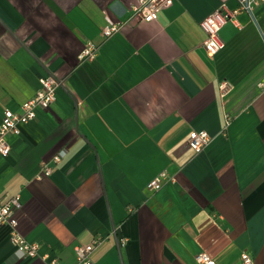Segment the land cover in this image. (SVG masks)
Masks as SVG:
<instances>
[{"label":"crops","instance_id":"0c3cea01","mask_svg":"<svg viewBox=\"0 0 264 264\" xmlns=\"http://www.w3.org/2000/svg\"><path fill=\"white\" fill-rule=\"evenodd\" d=\"M137 1L0 0L14 32L0 21V120L48 72L65 86L0 155V197L20 194L18 231L39 243L22 258L0 226V264H44L47 253L71 264L98 236L94 264H200V252L241 264L243 251L264 264V1L222 26L213 56L200 22L237 0H173L150 21L132 15ZM90 40L98 55L80 63ZM191 130L212 136L201 152ZM162 170L175 179L148 188Z\"/></svg>","mask_w":264,"mask_h":264},{"label":"built area","instance_id":"2783aa9c","mask_svg":"<svg viewBox=\"0 0 264 264\" xmlns=\"http://www.w3.org/2000/svg\"><path fill=\"white\" fill-rule=\"evenodd\" d=\"M264 0H237L234 7H228L225 2L219 4L211 10L200 22L205 32L203 46L207 53L211 56L215 55L222 48L224 42L219 36L222 26L232 21L239 24L237 16L241 12H249L253 15V8ZM173 0H138L131 7L133 16L140 17L143 20L150 21L158 17V11L165 6H169ZM122 20L109 21L103 27V34L108 37L118 32L123 26ZM264 39V29L261 30ZM98 55V45L94 41H88L78 53L79 62L94 60ZM262 85L264 82L261 83ZM58 80L50 74L43 75L39 78V88L36 93L23 101L18 108L12 109L6 107L2 111L0 120V155L6 156L11 151V145L8 137L12 134H20L22 126L33 120L37 115V109H49L57 99ZM227 81L220 83L222 89L226 88ZM225 93V92H224ZM212 136L206 130H191L188 138V145L195 151L201 152L211 141ZM64 155V150L53 156L48 161L42 163L40 171L35 178H41L43 175H49L53 171V167L58 164ZM174 176L168 171H160L152 178L147 187L151 189H159L163 183L168 180H174ZM22 205L20 194H16L7 200L0 197V226H8L10 228L11 241L16 245L17 252L22 258H35L39 256V243L23 236L18 231L17 211ZM102 236L94 238L89 243L78 244L74 247V261L71 264H94L91 253L94 248L101 243ZM44 264H66L59 258L50 254H43ZM241 264H256L252 254L243 251L240 254ZM196 260L200 264H217L216 260L206 252H200L196 255Z\"/></svg>","mask_w":264,"mask_h":264},{"label":"water","instance_id":"95a60500","mask_svg":"<svg viewBox=\"0 0 264 264\" xmlns=\"http://www.w3.org/2000/svg\"><path fill=\"white\" fill-rule=\"evenodd\" d=\"M0 21H1V23H3L4 25H5V27L7 28V30L8 31H10L12 34L14 33L12 30H11V28L0 18ZM20 41V40H19ZM20 43L22 44V46H24L29 52H30V54L36 59V60H38V58L30 51V49L25 45V43L24 42H21L20 41ZM50 75H53L57 80H58V82H59V85L61 86V87H63V88H65V86H64V84L60 81V79L59 78H57L54 74H52L51 72H48ZM74 99V101H75V105L77 106V99L74 97L73 98ZM100 173H101V176H102V172L100 171ZM111 224H112V228L114 229V237H115V240H116V242H117V244H118V246H119V241H118V235H117V232L115 231V224H114V222H113V220H112V218H111ZM121 263L123 264V261H122V259H121Z\"/></svg>","mask_w":264,"mask_h":264}]
</instances>
